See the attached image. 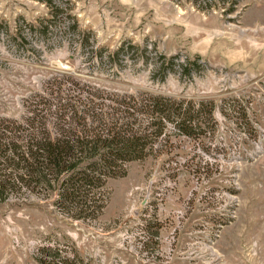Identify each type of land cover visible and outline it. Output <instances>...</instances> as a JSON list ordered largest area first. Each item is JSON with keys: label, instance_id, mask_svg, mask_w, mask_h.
I'll return each mask as SVG.
<instances>
[{"label": "rangeland", "instance_id": "rangeland-1", "mask_svg": "<svg viewBox=\"0 0 264 264\" xmlns=\"http://www.w3.org/2000/svg\"><path fill=\"white\" fill-rule=\"evenodd\" d=\"M99 90L213 102L215 126L169 128L92 222L0 185V264H264V0H0V124L52 128Z\"/></svg>", "mask_w": 264, "mask_h": 264}, {"label": "trees", "instance_id": "trees-1", "mask_svg": "<svg viewBox=\"0 0 264 264\" xmlns=\"http://www.w3.org/2000/svg\"><path fill=\"white\" fill-rule=\"evenodd\" d=\"M72 22L70 29L83 34L74 18ZM47 28L43 26V30ZM105 50L98 52L101 61H120L126 53L123 46L107 54ZM89 103L81 111L75 106L70 111L60 107L52 128L46 121L36 124L35 119L27 120V127L22 122L1 119L3 191L18 185L32 191L42 188L47 197L56 192L54 205L61 214L92 222L102 215L107 204L106 180L124 177L129 163L156 155L153 152L159 142L170 138L169 128L193 137L207 125L215 126L213 102L177 100L146 91L121 95L99 90L92 93ZM203 111L209 114L207 125L202 122ZM8 168L15 173L5 172ZM41 250L49 249L45 245ZM38 262L72 264L69 258L56 262L47 254Z\"/></svg>", "mask_w": 264, "mask_h": 264}]
</instances>
